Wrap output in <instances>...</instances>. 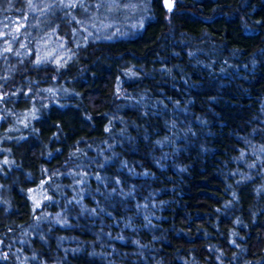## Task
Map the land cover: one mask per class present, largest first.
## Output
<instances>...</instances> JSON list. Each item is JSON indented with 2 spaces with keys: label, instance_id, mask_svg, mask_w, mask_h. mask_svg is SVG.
Returning a JSON list of instances; mask_svg holds the SVG:
<instances>
[{
  "label": "rangeland",
  "instance_id": "1",
  "mask_svg": "<svg viewBox=\"0 0 264 264\" xmlns=\"http://www.w3.org/2000/svg\"><path fill=\"white\" fill-rule=\"evenodd\" d=\"M195 1L213 11L199 29L223 44L214 88L193 84L188 94L153 52L136 60L130 50L137 55L134 43L160 16L172 35L196 32L181 21L193 0H0V87L13 68L26 66L35 81L60 72L72 97L38 102L0 88V264H264V243L255 255L249 245L256 224L264 238V89L256 91L264 87L263 0ZM216 14L230 23L226 31ZM122 71L145 78L159 113L109 111ZM229 94L239 99L233 105L249 106L248 114L237 112L239 123L225 117ZM73 115L89 134L66 131L63 118ZM235 131L239 143L227 140L220 152L215 141ZM43 147L51 164L73 170L50 174L34 163ZM199 168L220 178L219 202L207 200L205 183L216 181L197 176ZM189 179L205 183L191 189ZM184 185L192 202L213 209L190 208L181 225ZM188 223L196 228L186 230ZM181 235L188 240L174 239ZM165 244L185 251L170 256Z\"/></svg>",
  "mask_w": 264,
  "mask_h": 264
},
{
  "label": "trees",
  "instance_id": "2",
  "mask_svg": "<svg viewBox=\"0 0 264 264\" xmlns=\"http://www.w3.org/2000/svg\"><path fill=\"white\" fill-rule=\"evenodd\" d=\"M206 2L212 3L210 0H206ZM194 3V10L187 11L182 16V23L185 28L190 29L191 31H196L191 34H183V35H172L169 31V25L162 16H160L159 19H156L154 21H150L147 25L145 32L142 37L138 39L137 43H134L139 48L137 55H132V52L130 50V56L132 58H135L136 60L142 59V60H148L150 57V52L154 53V56L157 58V60L167 66V68L170 70L171 74H173L174 79L177 80L178 85L183 87V89L188 93L192 94L194 91L193 84H199L204 88H214V58H215V52L217 50H220L223 44L222 37H219L215 34H213L211 31L207 29H199L200 24L208 22L207 19L211 18V13L213 12H203L200 9L197 8L199 4H201L198 1L193 0ZM237 3V1H236ZM210 5V4H209ZM238 5V3H237ZM235 8L237 9L235 4ZM235 12L237 10H234V8H230V13ZM161 14H165V17L170 19L171 10L168 8V6L165 7L164 11L161 10ZM260 16L264 17V0L260 5L259 10ZM114 16H120V19L123 18L124 13L122 11H116L114 13ZM122 16V17H121ZM218 16L216 20H218L217 28L219 31H226L227 28L230 26V23L226 20L224 16ZM132 45V46H135ZM102 51L99 49L98 55H100ZM6 56V55H5ZM4 56H0V63ZM32 71L30 68L26 66H19L15 67L11 70L8 77L5 78V80L1 84V92L6 93H15L22 97H25L28 100H35L40 101L42 100H48L53 99L54 102L66 104L69 103L72 99V97L69 94L68 87L65 83V81L62 78V74L59 72H43V75L39 77L37 81L33 80V77H31ZM264 81V73L260 75V80ZM258 81V83H260ZM264 89L263 86H259L256 91L257 93ZM231 97V101L228 102V107L231 106L230 115L228 113H225V117L228 119L231 118L235 120L237 123L240 121V116L242 113L239 112L240 109H244L246 111L245 114H248V105H244L243 108H238L237 104L233 105V101H238V97L229 94ZM228 96V97H229ZM201 100V99H200ZM235 102V103H236ZM161 103H159L156 99V96L149 91L147 88V85L145 83V78H141L136 76L130 71H122L120 74V83L119 86L116 88V90L112 93L110 96L109 101V111L114 115L117 116V114L121 111L122 108L130 109V111L134 112H141L145 111L150 114H156L161 111ZM96 120H99L100 117L98 115L95 116ZM64 126L66 127L67 132H72L74 134H81V133H88V130L91 128H86L87 123L82 120L80 115H73L72 118L64 119ZM45 122H51V120L48 118ZM51 124V123H50ZM89 125V124H88ZM231 128V127H230ZM237 130V129H236ZM235 131V135L228 134L227 138H220L217 141H215L216 144H219L220 147H217V149H220V152H223L229 142V144L233 143L238 144L239 143V135ZM245 132H242V135H244ZM250 137H254L253 133H249ZM230 140V141H227ZM227 141V142H226ZM218 145V146H219ZM230 146V145H229ZM232 146L229 148L231 149ZM222 150V151H221ZM220 152H218L220 154ZM49 156L50 153L48 149L43 147L41 150H39V153L36 154L33 157L34 163L40 162L43 169H45L50 174H53L55 172H65V171H72L73 168L71 165L67 163H62L58 165H53L49 162ZM210 163V161L208 162ZM202 165V164H201ZM203 168V166H202ZM199 168L197 172V176L204 177L209 180L214 179V181L219 180L220 178L215 175H208V172H205L203 170H200ZM190 180V179H189ZM189 186L191 189H194L198 185H204L205 182L202 180H198L193 183L192 180L188 181ZM218 181L212 182V184H206L205 187H208L212 190L211 194H208V201L210 202H219V195L222 194L223 190L220 187V185H217ZM184 185V196L180 199L181 200V208L182 212L176 215V218L178 217V220H176L177 223L181 224L180 217H183L186 220H189L188 217V210L192 208L193 210L195 208H210L213 209V206L211 203L207 204H198L196 205L197 201L194 203L191 200H193V191H188ZM179 199V198H178ZM190 203V204H189ZM250 206L253 204V200H249ZM248 208V209H249ZM194 214L196 212L194 211ZM18 215V214H17ZM207 215V214H206ZM248 215H250V211L248 212ZM182 218V219H183ZM206 219V222L208 225L214 224V218L211 217L208 218H202ZM264 220V215H261V221ZM261 223V222H260ZM182 225V224H181ZM254 225V224H252ZM185 226L186 230H190L193 228H196L195 225L186 224ZM263 225L260 226V224L254 225V234H252L251 242L249 243L250 247L252 248V255L259 253H262L260 247L261 244L264 243L263 238V229H261ZM203 228L202 225H200L199 228ZM216 233L219 235L220 231L216 230ZM188 237V236H187ZM186 239V235L175 236L174 239L180 240V239ZM167 247L171 248L172 251L168 254L170 256L173 250H178L176 252H179L181 246L175 247L171 246L170 244H165ZM201 246L196 245L195 247L191 249V251L196 254L200 252ZM182 251H185L183 249ZM175 252V251H174ZM184 253V252H181ZM9 262L12 264V260L7 258ZM88 264H93L89 263Z\"/></svg>",
  "mask_w": 264,
  "mask_h": 264
}]
</instances>
